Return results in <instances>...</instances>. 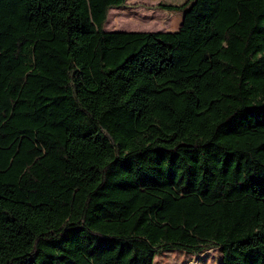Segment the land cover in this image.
I'll return each instance as SVG.
<instances>
[{
  "label": "trees",
  "instance_id": "trees-1",
  "mask_svg": "<svg viewBox=\"0 0 264 264\" xmlns=\"http://www.w3.org/2000/svg\"><path fill=\"white\" fill-rule=\"evenodd\" d=\"M0 0V264H264V0Z\"/></svg>",
  "mask_w": 264,
  "mask_h": 264
},
{
  "label": "rangeland",
  "instance_id": "rangeland-1",
  "mask_svg": "<svg viewBox=\"0 0 264 264\" xmlns=\"http://www.w3.org/2000/svg\"><path fill=\"white\" fill-rule=\"evenodd\" d=\"M162 1L171 0H127L125 7L109 12L103 31L156 32L176 30L179 17L172 12L163 13L164 11L158 7ZM184 1L179 0V3ZM153 264H221V250L211 249L200 255L170 250L156 256Z\"/></svg>",
  "mask_w": 264,
  "mask_h": 264
},
{
  "label": "crops",
  "instance_id": "crops-1",
  "mask_svg": "<svg viewBox=\"0 0 264 264\" xmlns=\"http://www.w3.org/2000/svg\"><path fill=\"white\" fill-rule=\"evenodd\" d=\"M183 1V0H182ZM161 3H165V4H179V0L178 1H176V0H171V1H162ZM119 9V8H118ZM111 10H115V9H111ZM111 10H109V12L111 11ZM109 12H108V14H109ZM163 13H165V14H167V13H169V12H166V11H164ZM171 13V12H170ZM173 14H176L178 17H179V21H178V24H177V29L180 27V23H181V14H179V13H173ZM108 17V16H107ZM106 22H107V20H106ZM106 24V23H105ZM104 24V25H105ZM176 29V30H177ZM176 30H171V31H156V32H174V31H176ZM106 32H109V31H106ZM133 32H137V31H133ZM139 32V31H138Z\"/></svg>",
  "mask_w": 264,
  "mask_h": 264
}]
</instances>
